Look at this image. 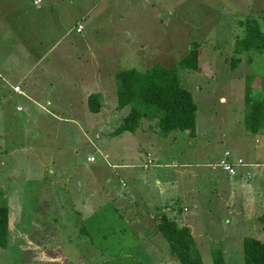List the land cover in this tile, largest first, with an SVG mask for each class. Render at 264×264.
I'll list each match as a JSON object with an SVG mask.
<instances>
[{
    "label": "rangeland",
    "instance_id": "rangeland-1",
    "mask_svg": "<svg viewBox=\"0 0 264 264\" xmlns=\"http://www.w3.org/2000/svg\"><path fill=\"white\" fill-rule=\"evenodd\" d=\"M40 2L0 0V25L19 28L7 38L17 61L9 68L21 73L31 64L21 35L46 33L53 49L29 74L63 73L55 80L63 87L39 94L35 104L30 94L0 102V204L10 217L0 264H180L157 230L161 211L189 227L204 264H213L215 249L226 264H244L243 237L264 239V129L248 133L242 119L245 85L264 96V51L230 64L244 31L239 20H261L264 0ZM193 40L201 45L199 70L179 63ZM154 64L175 67L191 93L194 136L162 135L154 120L113 134L130 109L116 107L115 74ZM96 73L108 85L98 113L89 111L85 93L103 91L92 86ZM225 150L241 159L243 173H219Z\"/></svg>",
    "mask_w": 264,
    "mask_h": 264
},
{
    "label": "trees",
    "instance_id": "trees-1",
    "mask_svg": "<svg viewBox=\"0 0 264 264\" xmlns=\"http://www.w3.org/2000/svg\"><path fill=\"white\" fill-rule=\"evenodd\" d=\"M260 17L261 20L250 16L239 20L244 31L242 36L235 38L231 68L241 60L242 53L251 50L259 53L264 51V15ZM200 47V42L193 40L188 52L180 59V65L199 70ZM115 82L117 109L127 105L130 109L122 117L113 134L118 135L124 131L134 132L139 127L145 129L143 125L150 120L155 121L162 135H167L172 130L188 131L192 136L196 134L197 106L189 90L181 86L175 67L168 68L154 64L143 71L133 67L121 69L115 74ZM253 93V89L246 84L244 94L246 109L242 119L246 131L254 134L264 129V96ZM100 99V93L87 95L89 111L98 113L102 110L103 103ZM142 120L145 122L142 123ZM151 126L154 124L147 122L146 128ZM147 155L150 156V153L148 152ZM148 162L150 163L151 160L149 159ZM154 217L157 230L163 235L180 264H204L195 247L194 236L187 225H179L175 219L162 211L157 212ZM258 220L264 222V213L258 216ZM9 226V208L0 204V246L2 247L7 245ZM242 246L244 264H264V239L244 236ZM212 257L213 264H226L220 249L213 250Z\"/></svg>",
    "mask_w": 264,
    "mask_h": 264
},
{
    "label": "crops",
    "instance_id": "crops-1",
    "mask_svg": "<svg viewBox=\"0 0 264 264\" xmlns=\"http://www.w3.org/2000/svg\"><path fill=\"white\" fill-rule=\"evenodd\" d=\"M35 1L36 0H33V3L35 5H39L41 3L40 1L39 2H35ZM36 9H38V10L41 9L40 12L45 13V10L43 9V7H37ZM47 11H48V15L50 17L51 11L49 9H47ZM3 13H4V8L0 9V15H3ZM27 26H28V30H31L33 24L29 23V24H27ZM78 26H77V28H78ZM0 29L2 30V32L0 33V102L3 99L6 101L9 100L13 95L27 96L28 94H30L31 99H32V103L35 104L37 102V99L39 98V94H45V93L49 94L56 87H59V88L63 87V82L61 83V82L55 81L57 78H63L62 72H60V74H58V76H54L50 72L47 74L46 73L39 74L37 77H36V75L31 76V74H29L30 70L33 67H35L36 65L42 63L47 58L46 57L47 54L49 52H51V50L53 49L52 44H50L49 42L46 43V41H47V34L46 33L39 36L40 40L36 39L37 34L35 32H33L34 34L29 33V37H31V39H29L28 37H25L24 35L20 36L23 40V42H22V45H24L23 48H25L24 60H26V62H28V60H30V63H31V64H26L25 65V72L20 73L18 71L14 72V70L12 68H9L10 62H14L13 64H16L17 61H15V59H13V56L11 54L12 51L14 50V47H15V44H13L15 41H12L13 39H7L9 37H12L13 35L18 37L19 33L16 31L19 28L16 29L15 24L11 23V24H7V25H0ZM3 30H6V32H4ZM82 30H83V27L77 31L81 32ZM35 49L38 50L36 56H35ZM102 77L103 76H100L98 73L93 74L92 86L94 85L95 88L98 90H100V89L103 90L99 93L100 94L103 93L105 95V93L108 90V85L105 83V81L103 80ZM28 79H32V80L28 81ZM22 85L24 88H22ZM70 85L71 86H77V84L75 82H72V84H70ZM15 87H19V90L17 91L15 89ZM113 88H114V86H113ZM27 90H29L30 92H28ZM32 93H34V94H32ZM85 93L87 95L89 94L88 91ZM106 94H108V92ZM3 96H4V98H3ZM84 98H86V97H84ZM3 103H0V111H1L0 126L3 123V116L6 112L4 110ZM49 104H47V105H49ZM2 112H3V114H2ZM1 152H2V150L0 148V154H2ZM235 158H239V157H235ZM254 161L255 162H253V163H254L255 167H257V168L261 167L260 163L258 161H256V160H254ZM244 170H245L244 167H240L237 175H239L241 172L243 173ZM218 171H219V173H222L223 176H225L226 178L227 177L232 178V177L237 176V175L230 176L229 174H227L222 169H220ZM215 174H217L216 171H215Z\"/></svg>",
    "mask_w": 264,
    "mask_h": 264
},
{
    "label": "built area",
    "instance_id": "built-area-1",
    "mask_svg": "<svg viewBox=\"0 0 264 264\" xmlns=\"http://www.w3.org/2000/svg\"><path fill=\"white\" fill-rule=\"evenodd\" d=\"M40 0H36L35 2H39ZM82 28L81 25L78 26L77 30H80ZM15 89L18 91L19 87H15ZM225 159L221 162L223 170L229 174L230 176H235L238 174L239 168L242 165V161L240 158H231V153L228 150L224 151ZM92 159V158H89ZM245 175L247 178H251V173L249 171L245 172Z\"/></svg>",
    "mask_w": 264,
    "mask_h": 264
}]
</instances>
